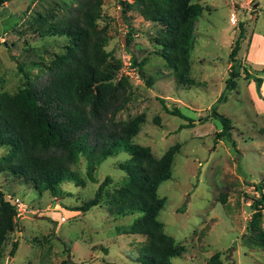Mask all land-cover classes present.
I'll use <instances>...</instances> for the list:
<instances>
[{
	"label": "rangeland",
	"instance_id": "1",
	"mask_svg": "<svg viewBox=\"0 0 264 264\" xmlns=\"http://www.w3.org/2000/svg\"><path fill=\"white\" fill-rule=\"evenodd\" d=\"M201 13L193 26L189 50L188 78L191 84H178L160 56L154 38L160 25L145 21L135 10L122 19L118 0H101V20L105 25L106 65L115 78L124 75L130 98L111 120L127 121L142 113L144 121L129 140L148 146L159 157L176 144L170 177L159 183L156 193L164 199L157 219L164 233L183 246L171 264H206L219 252L220 264H264V245L252 244V232L245 229L258 196L255 185L264 182V111L262 96L252 81L246 83L241 68L254 72L264 64L246 62V56L264 57V47L250 39L264 35V0H193ZM79 0H9L0 7V90L14 92L38 87L46 77L45 65L64 51L68 39L42 32L59 18L75 13ZM242 29L236 52L239 76L236 87L225 90L229 71V51ZM130 42L124 44L127 30ZM104 43V38L103 42ZM263 44V43H262ZM264 45V44H263ZM144 59L140 67L134 61ZM224 93L225 100L218 102ZM261 103V104H260ZM177 108L193 119L186 121L168 114ZM214 107L230 119V140L215 137L220 123L210 116ZM198 118H203L202 123ZM6 149L0 147V156ZM130 155L128 146H119L109 155L90 159L81 151L70 165L73 176L59 184L61 194L51 196L0 172L3 198L16 205L18 218L8 233L0 253V264H135L144 237L125 233L139 215L126 211L108 212L111 192L126 176L118 164ZM108 176L99 205L81 212L71 210L92 197L98 184ZM264 191V187L262 188ZM224 195V204L219 202ZM30 213V216L27 215ZM264 222V210H261ZM264 243V225H261ZM16 248L10 256L11 243ZM255 241V240H254Z\"/></svg>",
	"mask_w": 264,
	"mask_h": 264
},
{
	"label": "trees",
	"instance_id": "2",
	"mask_svg": "<svg viewBox=\"0 0 264 264\" xmlns=\"http://www.w3.org/2000/svg\"><path fill=\"white\" fill-rule=\"evenodd\" d=\"M7 1L0 0V7ZM256 2L254 0L252 4L255 6ZM118 4L123 20L126 19L125 12L135 10L143 20L160 25V33L154 38L160 47V56L178 84H191L187 76L189 50L193 45L194 22L201 13L200 4L193 0H118ZM99 20L101 0H79L74 14L57 19L42 31L68 39L64 51L55 54L45 65L43 82L38 87L23 86L14 92L0 90V147L6 149L0 156V172L55 196L61 194V180L74 175L70 165L81 151L94 159L111 154L119 146H128L129 157L118 164L126 179L112 190L107 210L113 215L126 211L139 214L125 229V233L144 237L135 264H171L170 258L179 256L183 246L164 233L162 223L157 219L164 199L157 196L156 189L160 182L170 177L177 145H171L161 156L154 157L148 146L129 141L144 121L142 113L123 122L111 120L130 98L129 83L124 75L115 78L111 67L106 65L109 52L105 44V25L99 27ZM130 32L128 29L125 35V46L130 42ZM241 37L240 28L228 54L229 71L224 80L228 91L236 87L241 68L235 57ZM132 61L136 67L144 63L143 58ZM241 69L244 79H251L258 91L264 65L254 72ZM224 100L225 95L221 93L217 101ZM164 109L186 121L180 127L192 126L194 120L177 108ZM210 110V116L220 123L216 139L224 137L233 144L230 119L214 107ZM203 121L198 118L199 123ZM107 180L108 176H105L92 197L71 210L84 212L99 205ZM263 187L264 182L255 185L258 196L249 204L251 214L245 224L246 231L253 233L252 244L264 245L261 230L264 225L261 217ZM218 198L224 204V195L219 194ZM18 214L16 205L4 199L0 191V253L8 233L15 227ZM16 242L11 243L10 256ZM219 254L210 255L206 264H220ZM59 264H66V260Z\"/></svg>",
	"mask_w": 264,
	"mask_h": 264
},
{
	"label": "crops",
	"instance_id": "3",
	"mask_svg": "<svg viewBox=\"0 0 264 264\" xmlns=\"http://www.w3.org/2000/svg\"><path fill=\"white\" fill-rule=\"evenodd\" d=\"M250 39H252V40H255L256 39V43H260L261 44V46H263L264 47V35L262 34V35H258V34H256V33H253L251 36H250ZM263 43V44H262ZM259 44V45H260ZM246 62L247 63H252V64H254V62H255V65H260V64H264V57L262 56L261 58H257V57H254V56H252L250 53H248L247 54V56H246ZM249 63V64H250ZM250 81H252L251 79H249V80H246V81H244V82H246V83H248V82H250ZM253 82V81H252ZM253 84H254V82H253ZM254 89H255V86H254ZM256 94H259V95H261L262 96V100H260L261 102H264V75L262 76V81H261V83H260V86H259V89H258V91H256V89H255V93H252V99L254 100V97H257V95ZM261 104V103H260ZM263 106H257V107H259L260 108V111H264V104H262Z\"/></svg>",
	"mask_w": 264,
	"mask_h": 264
},
{
	"label": "water",
	"instance_id": "4",
	"mask_svg": "<svg viewBox=\"0 0 264 264\" xmlns=\"http://www.w3.org/2000/svg\"><path fill=\"white\" fill-rule=\"evenodd\" d=\"M27 215H29V216H30V213H27Z\"/></svg>",
	"mask_w": 264,
	"mask_h": 264
}]
</instances>
